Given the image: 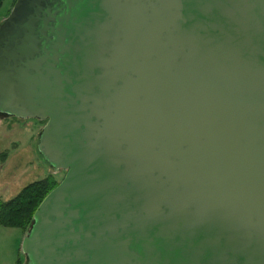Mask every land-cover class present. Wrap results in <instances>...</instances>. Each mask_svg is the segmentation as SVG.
I'll return each instance as SVG.
<instances>
[{
    "label": "water",
    "instance_id": "95a60500",
    "mask_svg": "<svg viewBox=\"0 0 264 264\" xmlns=\"http://www.w3.org/2000/svg\"><path fill=\"white\" fill-rule=\"evenodd\" d=\"M0 114L66 173L26 264H264V0H17Z\"/></svg>",
    "mask_w": 264,
    "mask_h": 264
},
{
    "label": "rangeland",
    "instance_id": "374dc122",
    "mask_svg": "<svg viewBox=\"0 0 264 264\" xmlns=\"http://www.w3.org/2000/svg\"><path fill=\"white\" fill-rule=\"evenodd\" d=\"M16 1L4 2L0 9V25L8 18ZM44 124L35 119L20 120L0 114V156L7 153L6 161H0L2 201H10L29 184L50 175L59 183L64 179L66 173H55L38 151ZM25 233L22 229L0 227V264H26L21 251Z\"/></svg>",
    "mask_w": 264,
    "mask_h": 264
},
{
    "label": "trees",
    "instance_id": "16d2710c",
    "mask_svg": "<svg viewBox=\"0 0 264 264\" xmlns=\"http://www.w3.org/2000/svg\"><path fill=\"white\" fill-rule=\"evenodd\" d=\"M6 0H0V9ZM7 159V153L0 156L1 163ZM59 185L54 175L31 183L10 201L0 199V227L22 229L31 227L33 217L45 198Z\"/></svg>",
    "mask_w": 264,
    "mask_h": 264
}]
</instances>
